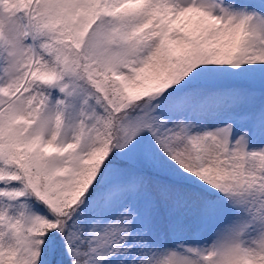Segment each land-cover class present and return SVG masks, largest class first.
Listing matches in <instances>:
<instances>
[{"label": "snow or ice", "instance_id": "snow-or-ice-1", "mask_svg": "<svg viewBox=\"0 0 264 264\" xmlns=\"http://www.w3.org/2000/svg\"><path fill=\"white\" fill-rule=\"evenodd\" d=\"M0 264H264V0H0Z\"/></svg>", "mask_w": 264, "mask_h": 264}]
</instances>
